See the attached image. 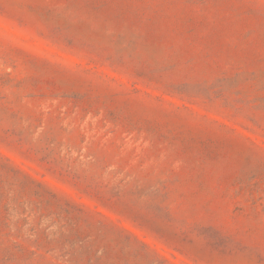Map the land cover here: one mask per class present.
<instances>
[{
  "label": "rangeland",
  "instance_id": "374dc122",
  "mask_svg": "<svg viewBox=\"0 0 264 264\" xmlns=\"http://www.w3.org/2000/svg\"><path fill=\"white\" fill-rule=\"evenodd\" d=\"M0 264H264V0H0Z\"/></svg>",
  "mask_w": 264,
  "mask_h": 264
}]
</instances>
